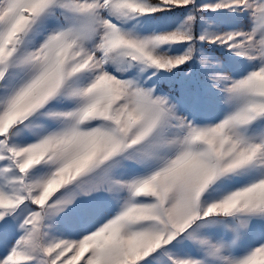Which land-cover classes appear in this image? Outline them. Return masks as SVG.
<instances>
[{
  "label": "snow or ice",
  "instance_id": "obj_1",
  "mask_svg": "<svg viewBox=\"0 0 264 264\" xmlns=\"http://www.w3.org/2000/svg\"><path fill=\"white\" fill-rule=\"evenodd\" d=\"M0 264H264V0H0Z\"/></svg>",
  "mask_w": 264,
  "mask_h": 264
}]
</instances>
